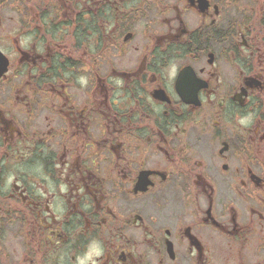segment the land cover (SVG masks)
<instances>
[{
	"label": "flooded vegetation",
	"instance_id": "obj_1",
	"mask_svg": "<svg viewBox=\"0 0 264 264\" xmlns=\"http://www.w3.org/2000/svg\"><path fill=\"white\" fill-rule=\"evenodd\" d=\"M0 264H264V0H0Z\"/></svg>",
	"mask_w": 264,
	"mask_h": 264
}]
</instances>
